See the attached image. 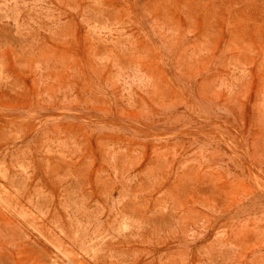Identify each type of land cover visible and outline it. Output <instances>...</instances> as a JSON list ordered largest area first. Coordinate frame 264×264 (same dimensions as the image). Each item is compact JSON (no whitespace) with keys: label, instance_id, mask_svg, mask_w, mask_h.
<instances>
[{"label":"rangeland","instance_id":"374dc122","mask_svg":"<svg viewBox=\"0 0 264 264\" xmlns=\"http://www.w3.org/2000/svg\"><path fill=\"white\" fill-rule=\"evenodd\" d=\"M0 264H264V0H0Z\"/></svg>","mask_w":264,"mask_h":264}]
</instances>
